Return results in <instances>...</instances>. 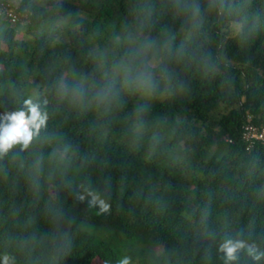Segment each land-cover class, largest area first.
Masks as SVG:
<instances>
[{"label": "trees", "instance_id": "trees-1", "mask_svg": "<svg viewBox=\"0 0 264 264\" xmlns=\"http://www.w3.org/2000/svg\"><path fill=\"white\" fill-rule=\"evenodd\" d=\"M193 2L198 27L180 9ZM211 2L0 0V114L26 99L49 114L40 141L0 161V264H224L226 239L264 251V143L243 136L249 116L264 122V0ZM144 58L159 65L152 97L117 82L96 98ZM81 185L110 212L78 202Z\"/></svg>", "mask_w": 264, "mask_h": 264}, {"label": "clouds", "instance_id": "clouds-1", "mask_svg": "<svg viewBox=\"0 0 264 264\" xmlns=\"http://www.w3.org/2000/svg\"><path fill=\"white\" fill-rule=\"evenodd\" d=\"M210 6L223 8L224 0H212ZM181 12L185 14L193 27H198L201 23L200 8L194 2L180 6ZM144 49L152 47L151 41H146ZM181 53L183 49L180 50ZM159 67L155 60L144 58L137 67L132 62H126L116 66L113 77L107 80L104 88L97 94L96 98L101 101L114 97L118 90L117 82L121 87L129 91L141 92L145 97H152L157 88L155 79V70ZM59 91L62 95H73L77 98L83 97V88L76 85V89L64 87L61 85ZM49 114L41 107V104L34 102L33 99H26L23 107L19 110L4 112L0 114V161L12 153L14 149L19 148L20 152L28 150L35 142L40 141L42 132L47 129ZM43 157L42 155L34 164L36 173L39 172ZM22 166V165H21ZM30 188L35 191L39 189L38 175L35 173L31 177ZM83 191L73 189L74 198L78 202L87 200L90 208L98 209L97 215L108 214L111 205L102 197L100 192L90 187L80 186ZM23 251V245H21ZM219 251L224 254V264H233L238 260L239 253L246 251L254 261H260L264 258V251H261L256 244H249L242 239H226L219 247ZM2 264H16V257L5 252L2 256ZM119 264H131L129 257L124 256Z\"/></svg>", "mask_w": 264, "mask_h": 264}, {"label": "built area", "instance_id": "built-area-1", "mask_svg": "<svg viewBox=\"0 0 264 264\" xmlns=\"http://www.w3.org/2000/svg\"><path fill=\"white\" fill-rule=\"evenodd\" d=\"M243 136L249 141L255 139L264 143V122L255 124L252 122V117L249 116L248 122L244 125Z\"/></svg>", "mask_w": 264, "mask_h": 264}, {"label": "rangeland", "instance_id": "rangeland-1", "mask_svg": "<svg viewBox=\"0 0 264 264\" xmlns=\"http://www.w3.org/2000/svg\"><path fill=\"white\" fill-rule=\"evenodd\" d=\"M9 12V13H8ZM8 15L9 14H14L13 15V19H12V21L14 22L15 21V19H16V14H15V12L13 11V10H8ZM10 16V15H9ZM20 36H22V35H20ZM87 228L91 231V232H94V233H96V234H98L99 235V231H98V228L95 226V225H88L87 226ZM103 236H104V234H102ZM97 264H101L100 263V261H97Z\"/></svg>", "mask_w": 264, "mask_h": 264}]
</instances>
